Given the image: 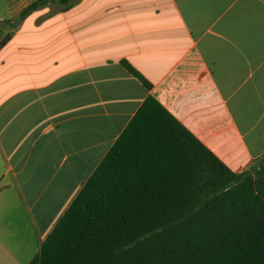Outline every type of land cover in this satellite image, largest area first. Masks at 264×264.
I'll return each instance as SVG.
<instances>
[{"label": "crops", "instance_id": "obj_1", "mask_svg": "<svg viewBox=\"0 0 264 264\" xmlns=\"http://www.w3.org/2000/svg\"><path fill=\"white\" fill-rule=\"evenodd\" d=\"M31 1L0 0V21ZM52 4L0 47V203L27 234L0 235V264L39 252L148 94L234 172L264 157V0Z\"/></svg>", "mask_w": 264, "mask_h": 264}, {"label": "trees", "instance_id": "obj_2", "mask_svg": "<svg viewBox=\"0 0 264 264\" xmlns=\"http://www.w3.org/2000/svg\"><path fill=\"white\" fill-rule=\"evenodd\" d=\"M74 2L32 0L0 21V47ZM28 264H264V157L234 172L148 94Z\"/></svg>", "mask_w": 264, "mask_h": 264}, {"label": "rangeland", "instance_id": "obj_3", "mask_svg": "<svg viewBox=\"0 0 264 264\" xmlns=\"http://www.w3.org/2000/svg\"><path fill=\"white\" fill-rule=\"evenodd\" d=\"M52 7L55 9L57 8L56 4H52ZM14 18V17H12ZM9 28H5L4 35L8 32ZM3 37V36H2ZM1 37V38H2ZM0 38V40H1ZM9 166L8 160L2 152L0 151V196L10 197V193L7 190V185L12 179V174L5 171L6 167ZM13 207H8L7 203L4 204V202L0 203V235L6 236V238H9L6 242L9 246L11 244V241L13 238H17L19 236L22 238V236H26L24 234V222L21 219H13ZM24 234V235H23Z\"/></svg>", "mask_w": 264, "mask_h": 264}, {"label": "water", "instance_id": "obj_4", "mask_svg": "<svg viewBox=\"0 0 264 264\" xmlns=\"http://www.w3.org/2000/svg\"><path fill=\"white\" fill-rule=\"evenodd\" d=\"M251 172L250 171H245L242 176L239 178V180H241L243 177H246L250 174Z\"/></svg>", "mask_w": 264, "mask_h": 264}]
</instances>
